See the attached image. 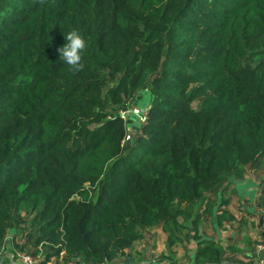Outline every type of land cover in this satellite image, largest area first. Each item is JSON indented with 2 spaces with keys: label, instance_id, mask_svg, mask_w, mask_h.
I'll use <instances>...</instances> for the list:
<instances>
[{
  "label": "trees",
  "instance_id": "obj_1",
  "mask_svg": "<svg viewBox=\"0 0 264 264\" xmlns=\"http://www.w3.org/2000/svg\"><path fill=\"white\" fill-rule=\"evenodd\" d=\"M263 165L264 0H0V249L20 231L39 264H119L159 228L198 242L190 264H239L200 232Z\"/></svg>",
  "mask_w": 264,
  "mask_h": 264
},
{
  "label": "rangeland",
  "instance_id": "obj_2",
  "mask_svg": "<svg viewBox=\"0 0 264 264\" xmlns=\"http://www.w3.org/2000/svg\"><path fill=\"white\" fill-rule=\"evenodd\" d=\"M151 103V91H144L141 93L140 98L132 111L129 114H125V116H129L130 120L133 122V125L129 130L130 137L133 136V129H135V126L144 121ZM248 187L249 190H255L256 193L253 194L251 192H247L248 197L241 199L240 196L245 195V189ZM239 191L242 193L240 196ZM224 198L230 200L231 204L228 207L229 211L227 213L229 217L228 220H226L224 227H220L218 225L217 219L206 217L208 220L204 222L200 232L201 236L217 240L218 243L223 244L224 248L241 245L239 247L243 250L241 249V252L238 251L235 260L237 259L239 264H260L259 257L261 255L259 256L255 253L254 246V251H252L254 254L250 257L245 255V253H248L246 251H249L250 249L247 250V246L244 241L246 239H244V236L253 234L252 238L255 239L254 243L258 245L264 240V227L261 229L264 221V210L261 206V202L264 199V165L261 170H248L246 180L244 182L232 184L230 191ZM252 212L255 213L252 214ZM186 223L187 226L191 225V221ZM244 226H249V231L247 233L244 232ZM19 232H14L9 236V243H11V246L6 249L5 256L0 264H11V261L13 262L12 264H21L16 260L14 253L16 242L23 244L24 241L22 236L18 235ZM193 232L194 229L191 227L184 233V238L189 235L190 239ZM256 232L257 235L254 236ZM15 237L16 242L14 241ZM247 242L248 241H246V244ZM197 246L198 242L191 237V240L188 242L186 241L184 245H177L174 248H170L168 244V235L163 230L156 228L145 231L143 233V239L135 245L132 251L126 252L119 264H190L189 259L185 256L195 253ZM38 257V259L34 260V264L40 263V260L43 258V254ZM127 258H130L129 261H126ZM242 259H244V261ZM51 264H54V262Z\"/></svg>",
  "mask_w": 264,
  "mask_h": 264
},
{
  "label": "clouds",
  "instance_id": "obj_3",
  "mask_svg": "<svg viewBox=\"0 0 264 264\" xmlns=\"http://www.w3.org/2000/svg\"><path fill=\"white\" fill-rule=\"evenodd\" d=\"M65 36L66 44L58 49L59 61L71 70H79L83 67L82 54L86 48V40L76 29L68 31Z\"/></svg>",
  "mask_w": 264,
  "mask_h": 264
},
{
  "label": "crops",
  "instance_id": "obj_4",
  "mask_svg": "<svg viewBox=\"0 0 264 264\" xmlns=\"http://www.w3.org/2000/svg\"><path fill=\"white\" fill-rule=\"evenodd\" d=\"M246 180V179H245ZM244 182V181H243ZM236 183H239V182H236ZM247 192H251V193H256V191L255 190H249V187L247 188V189H245V192H244V196H240V195H242V193L239 191V196H240V198L242 199V198H247L248 196H247ZM248 201H249V198H248ZM262 204H261V206L263 207V210H264V199H263V201L261 202ZM246 206V205H245ZM225 212H228L229 210H228V208H225V209H223ZM255 212H252V214H254ZM226 223V221L224 222V224ZM259 226V225H258ZM223 227H224V225H223ZM222 227V228H223ZM261 227V226H260ZM263 227H264V221H263V226L261 227V229H263ZM252 230V229H251ZM249 231V226H244V232L245 233H247ZM263 231H264V229H263ZM252 235L253 234H251V235H245L244 236V239H246V240H244L245 241V245L247 246V250H249V251H246V252H248V253H245V255L246 256H248V257H250L252 254H254L252 251H254V248H255V253L257 254V255H259L257 252H258V250H257V245L258 244H256V243H254V238H252ZM255 235H257V232L254 234V236ZM246 241H248L247 242V244H246ZM222 247H224L223 246V244L222 243H219ZM255 244H256V246H255ZM239 246H241V245H236V247L238 248V250L240 251L242 248H240ZM253 246H254V248H253ZM243 250V249H242ZM241 250V251H242ZM240 251V252H241ZM238 254V252L236 253V255ZM243 254V253H242ZM243 261H244V259H242ZM11 264L13 263L12 261L10 262Z\"/></svg>",
  "mask_w": 264,
  "mask_h": 264
},
{
  "label": "built area",
  "instance_id": "obj_5",
  "mask_svg": "<svg viewBox=\"0 0 264 264\" xmlns=\"http://www.w3.org/2000/svg\"><path fill=\"white\" fill-rule=\"evenodd\" d=\"M144 120H146V117L144 118ZM257 250H258V254H259V260H260V264H264V240L261 244H259L257 246ZM5 253H6V247L3 246L1 249H0V263L3 259V257L5 256ZM15 258L18 262H20L21 264H34V259L32 256H30L29 254L25 253V252H22V251H17L15 250ZM14 257V255H13ZM14 258V259H15ZM15 260V262H16ZM17 263V262H16Z\"/></svg>",
  "mask_w": 264,
  "mask_h": 264
}]
</instances>
